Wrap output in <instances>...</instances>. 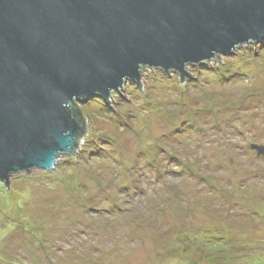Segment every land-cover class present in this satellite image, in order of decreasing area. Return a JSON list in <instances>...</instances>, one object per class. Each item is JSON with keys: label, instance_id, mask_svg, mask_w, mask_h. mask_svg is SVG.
I'll use <instances>...</instances> for the list:
<instances>
[{"label": "rangeland", "instance_id": "obj_1", "mask_svg": "<svg viewBox=\"0 0 264 264\" xmlns=\"http://www.w3.org/2000/svg\"><path fill=\"white\" fill-rule=\"evenodd\" d=\"M140 74L0 183V264H264V43Z\"/></svg>", "mask_w": 264, "mask_h": 264}, {"label": "water", "instance_id": "obj_2", "mask_svg": "<svg viewBox=\"0 0 264 264\" xmlns=\"http://www.w3.org/2000/svg\"><path fill=\"white\" fill-rule=\"evenodd\" d=\"M250 42L264 43V0H0V183L74 153L69 104Z\"/></svg>", "mask_w": 264, "mask_h": 264}, {"label": "trees", "instance_id": "obj_3", "mask_svg": "<svg viewBox=\"0 0 264 264\" xmlns=\"http://www.w3.org/2000/svg\"><path fill=\"white\" fill-rule=\"evenodd\" d=\"M79 107H81V105Z\"/></svg>", "mask_w": 264, "mask_h": 264}]
</instances>
